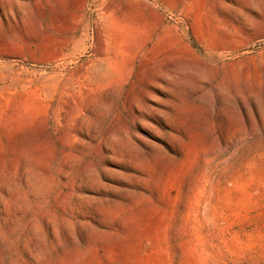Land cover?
I'll return each mask as SVG.
<instances>
[{
    "label": "rangeland",
    "instance_id": "rangeland-1",
    "mask_svg": "<svg viewBox=\"0 0 264 264\" xmlns=\"http://www.w3.org/2000/svg\"><path fill=\"white\" fill-rule=\"evenodd\" d=\"M0 264H264V0H0Z\"/></svg>",
    "mask_w": 264,
    "mask_h": 264
}]
</instances>
